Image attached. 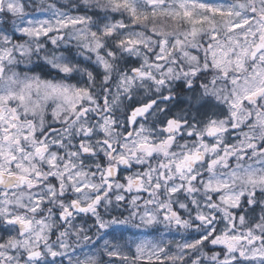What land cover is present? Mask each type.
Returning a JSON list of instances; mask_svg holds the SVG:
<instances>
[{
  "label": "snow or ice",
  "instance_id": "1",
  "mask_svg": "<svg viewBox=\"0 0 264 264\" xmlns=\"http://www.w3.org/2000/svg\"><path fill=\"white\" fill-rule=\"evenodd\" d=\"M0 264H264V0H0Z\"/></svg>",
  "mask_w": 264,
  "mask_h": 264
}]
</instances>
